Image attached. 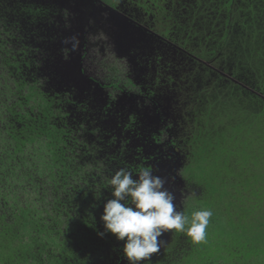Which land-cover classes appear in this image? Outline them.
<instances>
[{"label": "trees", "instance_id": "trees-1", "mask_svg": "<svg viewBox=\"0 0 264 264\" xmlns=\"http://www.w3.org/2000/svg\"><path fill=\"white\" fill-rule=\"evenodd\" d=\"M24 1L0 0V264H128L124 241L101 220L114 198L110 178L124 168L137 179L143 166L158 175L161 159L177 173L186 157L179 174L198 206L185 215L212 211L206 239L169 230L142 264H264V211L255 214L254 199L261 179L256 192L241 173L264 159V0L163 8L160 139L127 137L119 110L104 116L96 104L56 96L49 83L60 75L46 68L48 5ZM211 189L221 192L214 203Z\"/></svg>", "mask_w": 264, "mask_h": 264}, {"label": "flooded vegetation", "instance_id": "flooded-vegetation-1", "mask_svg": "<svg viewBox=\"0 0 264 264\" xmlns=\"http://www.w3.org/2000/svg\"><path fill=\"white\" fill-rule=\"evenodd\" d=\"M42 2L48 5L46 19H50L44 24L48 51L46 68L58 70L62 76L76 67L84 73L88 82L82 78L69 82L62 80L59 84L49 83L56 87V96L63 99L67 96L72 101L78 99L81 108L95 109L93 105L96 104L104 116H110V112L115 115L119 110L124 115L119 131L125 132L127 137L131 131L132 134L139 131L141 134H155L157 139L162 138L163 123L157 116L156 91L162 43L167 38L159 31L165 20L163 8H173L176 0H118L110 6L105 0ZM113 14L121 18L124 30L129 34L123 48L114 44ZM72 38L77 42L75 50L68 42ZM114 67L116 71H113ZM72 92L75 95L71 96ZM136 122L139 125L136 126ZM138 141L135 140L136 145L142 146L143 143ZM130 145V141H124L122 147ZM183 158L180 157V160ZM164 162L171 164L164 159L159 160L158 172ZM167 183L162 190L171 193L172 184L170 181ZM176 184V210L180 211L181 199L186 195L187 188L182 181Z\"/></svg>", "mask_w": 264, "mask_h": 264}, {"label": "clouds", "instance_id": "clouds-1", "mask_svg": "<svg viewBox=\"0 0 264 264\" xmlns=\"http://www.w3.org/2000/svg\"><path fill=\"white\" fill-rule=\"evenodd\" d=\"M68 42L75 50L76 39ZM137 175L134 179L132 172L121 168L110 178L114 198L104 204L101 216L105 232L124 241L122 252L128 264L149 262L165 243L158 238L169 230L184 233L196 244L205 241L211 210L194 211L189 217L176 210L173 195L162 190L165 181L154 176L150 167H140Z\"/></svg>", "mask_w": 264, "mask_h": 264}, {"label": "rangeland", "instance_id": "rangeland-1", "mask_svg": "<svg viewBox=\"0 0 264 264\" xmlns=\"http://www.w3.org/2000/svg\"><path fill=\"white\" fill-rule=\"evenodd\" d=\"M105 1L109 5V4H114V2H116L118 0H105ZM28 2H29V0H25L23 3L26 4ZM112 9H114V7H112ZM113 71H116V68L115 67H114ZM188 160H189V158L186 157L182 161V163L179 166V169L180 170H179V172L177 171V173H181V175L184 174V168L183 167H185L188 164ZM251 167L252 168L249 171V166L247 165V167H245V169L241 173L244 174V175L242 174V180H243V182L246 183L247 182V177H248L249 183L253 184V188H254V190L256 192H257V189H256V182H255V180L258 179V178L261 179L260 185H259L261 187L260 188V192H258L257 196L254 198V199H256L257 197H260V199H261L259 201V202H261L260 209L257 208L255 210V214H257V212L260 211V210L264 211V159H260V161L258 163L255 162ZM246 171H249V173L247 174ZM178 175L180 176V174H178ZM251 179H252V181H251ZM211 190H212V193H210L211 191H209V193L207 195L210 196V198H213L211 200V202L214 203V199L215 198H221V196H220V193L221 192H218L217 191V193H215V192H213V189H211ZM196 194H197V191H193L192 189H189V188L186 189V195H184L183 198L181 199V205H182V207L180 209L181 212H184L185 213V210H187V208L189 206H191L193 209H196V206H198V203L196 201H194L193 199H190L189 198L190 196H193V195H196ZM246 194L247 195H252V190L247 191ZM203 203H205V201ZM202 210H204V208H202Z\"/></svg>", "mask_w": 264, "mask_h": 264}, {"label": "water", "instance_id": "water-1", "mask_svg": "<svg viewBox=\"0 0 264 264\" xmlns=\"http://www.w3.org/2000/svg\"><path fill=\"white\" fill-rule=\"evenodd\" d=\"M111 19L113 20L114 25H115L114 44L117 45L119 48H123V46H125V44L129 40V34L125 32L124 23L121 21V18L118 15L113 14L111 16ZM78 70L79 69H76V67H72L71 69L67 70L66 73L60 76L59 82H61L62 80H65L66 82H69L70 80H77V79L82 80L83 78V80L86 83H88L86 78L84 77V73L81 72L80 70H79L80 73H78ZM130 95H133V94H130ZM168 165L169 163L164 162L163 168L160 170L159 174L156 176H159L165 181L163 187L168 184L167 183L168 181H170L172 184V188H173L177 185L176 183H180L182 181V178L177 173H175V168H177L175 163L172 164L171 167H168ZM171 193L173 194V197H174L173 204H176L175 200L177 196V191L171 190Z\"/></svg>", "mask_w": 264, "mask_h": 264}]
</instances>
